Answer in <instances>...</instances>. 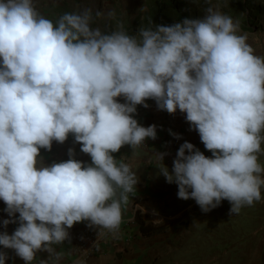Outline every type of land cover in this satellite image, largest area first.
Listing matches in <instances>:
<instances>
[{"label": "clouds", "instance_id": "9594fccd", "mask_svg": "<svg viewBox=\"0 0 264 264\" xmlns=\"http://www.w3.org/2000/svg\"><path fill=\"white\" fill-rule=\"evenodd\" d=\"M205 2L200 18L130 35L122 23L110 32L93 26L115 19L111 10L86 7L54 23L35 0H0V201L10 217L0 221L4 249L25 264L41 252L49 255L39 264H60L64 253L53 246L71 242L77 223L96 230L93 248L109 234L118 238L140 181L129 156L113 154L127 145L134 159L157 139L156 125L134 118L149 100L159 111L184 114L212 154L185 141L170 169L167 153H153L158 175L177 185L179 199L194 200L204 213L227 200L231 216L261 200L264 56L239 34V20ZM70 136L91 163L77 160L74 148L68 160L45 163L41 150ZM10 224L17 225L11 234ZM9 258L0 251V264Z\"/></svg>", "mask_w": 264, "mask_h": 264}, {"label": "crops", "instance_id": "0c3cea01", "mask_svg": "<svg viewBox=\"0 0 264 264\" xmlns=\"http://www.w3.org/2000/svg\"><path fill=\"white\" fill-rule=\"evenodd\" d=\"M148 112L137 113L134 118L145 127L156 125L157 139L147 140L145 145L137 149L134 159L132 149L127 145L119 153L113 154L116 159L125 155L129 156V160L133 163V171L140 181L135 195L130 194V204L123 210L118 238L110 236L99 243L98 248H95L86 257H82L83 251L79 249V239L92 228L86 221L77 223L69 229L71 242L66 241L64 244L53 246L57 251L64 253L60 264H73L74 260L80 258H84L86 264H183V262H194L195 254L190 248L191 242L187 237V221L183 218L187 214L194 213L192 211L194 205L191 203V199H179L177 185L167 183L163 176L158 175V165L153 159V153L155 151L167 153L164 163L171 169L176 153L179 147L187 141V137L199 142L205 155L210 152L206 150L197 133L185 129L187 122L184 117L180 116L181 119L183 118L180 120L178 116L166 117L157 114L155 118H152ZM170 132L178 134L181 139L174 138ZM70 148L75 149L77 160L91 163L90 156L80 151L81 146L75 143L73 136H70L64 144L53 142L51 152L42 149L41 154L45 163L50 165L53 162L68 160ZM136 204L143 207L138 210ZM5 208L4 202L0 201V221L10 218ZM139 219L158 227V230L150 235H144ZM16 227V224H10L6 230L11 234ZM3 231L5 229L0 224V232ZM0 251H7L10 257L6 264H25V261L17 257L14 251L6 250L2 245H0ZM48 255L46 252L38 253L33 264H39V260L47 259Z\"/></svg>", "mask_w": 264, "mask_h": 264}, {"label": "rangeland", "instance_id": "374dc122", "mask_svg": "<svg viewBox=\"0 0 264 264\" xmlns=\"http://www.w3.org/2000/svg\"><path fill=\"white\" fill-rule=\"evenodd\" d=\"M63 1L68 2L73 12L86 7L92 8L93 12L97 9L104 12L114 11L115 19H98L93 26L106 31L110 24L121 21L124 27L131 29L133 35L138 31L136 22L142 19L148 10L146 0H35V3L44 15L51 11L50 5L62 4ZM212 3L218 5L220 10L230 15L233 20H239V34H247L248 43L254 48L255 54L264 56V13L261 16L244 13L239 17L237 14L239 9L237 10L234 5L227 2L223 5L216 0H212ZM261 5L263 6L264 3ZM204 14V11H201L199 18ZM120 102H124L122 98ZM147 103L150 107L145 109L143 106H138L137 113L149 111L152 118L157 114L166 117L172 115L159 111L152 100ZM176 116L180 120L183 119L181 117L185 119L184 114L179 111L172 115V117ZM190 128L187 123L185 129L190 130ZM193 132L199 135L198 132ZM186 140L202 151L199 142L188 137ZM209 154L206 156L211 157L212 154ZM260 162L264 165V155H260ZM261 197V200L255 202L253 206L243 207L239 214L232 216L229 215L231 205L227 200L208 213L202 212L197 203L191 200L194 213L187 214L183 218L187 221V237L191 242L190 248L194 251L195 259L192 263L183 262V264H264V187L261 189Z\"/></svg>", "mask_w": 264, "mask_h": 264}, {"label": "trees", "instance_id": "16d2710c", "mask_svg": "<svg viewBox=\"0 0 264 264\" xmlns=\"http://www.w3.org/2000/svg\"><path fill=\"white\" fill-rule=\"evenodd\" d=\"M225 5L229 3L234 5L237 10L239 9L238 16H243L244 13L255 14L256 16H261L264 13V0H216ZM148 5V10L145 12L142 19H138L136 22V27L141 26L154 27L155 25H171L176 22H181L185 18H199V13L204 11L209 5L205 0H146ZM51 11L44 14V16L54 23L65 12H73L67 1H63L62 4H52L50 5ZM238 17V18H239ZM252 18V17H251ZM150 21L153 23L150 25ZM249 22V19H248ZM117 23H122L121 21H116L107 27L106 32H110L116 29ZM124 30L133 35L130 32L129 27H124ZM141 223V231L144 235H150L158 230L151 224H147L144 220L139 219Z\"/></svg>", "mask_w": 264, "mask_h": 264}, {"label": "built area", "instance_id": "2783aa9c", "mask_svg": "<svg viewBox=\"0 0 264 264\" xmlns=\"http://www.w3.org/2000/svg\"><path fill=\"white\" fill-rule=\"evenodd\" d=\"M110 236H111V234H109L108 236H106L103 239L98 240V244L101 243L102 241H104L105 239L109 238ZM79 241H80L79 249L81 251L84 252L85 249L94 251L95 247L93 248V245L97 241V232H96V230L92 228L83 237H80Z\"/></svg>", "mask_w": 264, "mask_h": 264}]
</instances>
